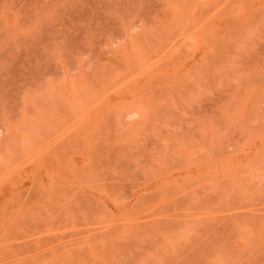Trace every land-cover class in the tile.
I'll use <instances>...</instances> for the list:
<instances>
[{"label":"rangeland","instance_id":"374dc122","mask_svg":"<svg viewBox=\"0 0 264 264\" xmlns=\"http://www.w3.org/2000/svg\"><path fill=\"white\" fill-rule=\"evenodd\" d=\"M0 264H264V0H0Z\"/></svg>","mask_w":264,"mask_h":264}]
</instances>
